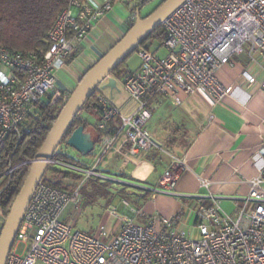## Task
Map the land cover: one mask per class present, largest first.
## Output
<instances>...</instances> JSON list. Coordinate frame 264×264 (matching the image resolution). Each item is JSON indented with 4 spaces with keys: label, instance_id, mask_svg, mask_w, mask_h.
Here are the masks:
<instances>
[{
    "label": "built area",
    "instance_id": "obj_1",
    "mask_svg": "<svg viewBox=\"0 0 264 264\" xmlns=\"http://www.w3.org/2000/svg\"><path fill=\"white\" fill-rule=\"evenodd\" d=\"M113 1L68 0L48 32L44 52L24 56L0 50V152L8 133L17 131L35 104L48 95L52 101L67 100L55 91L54 72L93 24L111 10ZM161 27L164 54L139 49L138 68L120 81L124 93L136 102L132 112L124 116L105 100L100 88L106 79L97 88L96 127L105 136L91 174L123 137L119 147L130 145L125 155L143 156L158 149L170 158L163 173L166 181L154 192L171 193L186 162L147 129L149 107L155 100L180 106L183 97L197 93L219 103L234 89L226 69L242 55L246 66L240 77L253 85L262 74L259 86L264 90V0H186ZM116 116L120 119L117 133L106 135ZM62 145L56 151L70 155ZM258 155V175L247 182L243 207L226 214L214 201L213 206L198 210L188 230L177 227L176 216L154 214L145 223H137L134 215L140 212L123 200L126 213L109 205L102 224L92 233L81 231L72 218L81 208L79 187L69 192L41 179L5 264H264V137ZM49 165L77 174L76 170H83L55 160ZM208 185L206 180L201 182L202 187ZM21 245L23 252L17 254Z\"/></svg>",
    "mask_w": 264,
    "mask_h": 264
},
{
    "label": "crops",
    "instance_id": "obj_2",
    "mask_svg": "<svg viewBox=\"0 0 264 264\" xmlns=\"http://www.w3.org/2000/svg\"><path fill=\"white\" fill-rule=\"evenodd\" d=\"M133 14L129 3L117 1L97 20L84 40L56 68L55 91L68 97L86 71L127 32L134 23ZM235 60L237 62H232L226 69L234 89L219 103L197 93L183 97L180 106H173L167 100H155L149 107L152 124L156 122L153 125L156 141L186 162V168L179 173L171 193L154 192L160 182L166 181L163 173L171 162L164 152L153 149L135 162L131 156L125 155L130 145L119 147L122 142H116L103 157L106 162L102 166L100 163L101 171L127 175L132 178V182H127L138 190L139 198L148 194L140 210L143 223L154 214L176 216L177 227L188 230L198 210L213 206L214 201L226 214H233L243 207L247 182L258 175L261 164L258 151L264 137V90L259 86L263 75L257 76L256 84L248 85L240 77L246 58L242 56ZM103 89L102 94L116 104L123 115L134 110V103L123 92L121 85L118 93H109L107 86ZM82 116L91 127L99 121L96 114L84 113ZM146 127L150 130L148 122ZM90 133L95 138L96 134ZM98 147H94L95 150ZM79 158L84 162H93V165L98 161V158ZM139 163L149 167L146 173L141 172V168L138 170L143 175L142 179L132 176V170L139 167ZM203 180L209 182L208 188L201 186ZM3 222L0 209V230Z\"/></svg>",
    "mask_w": 264,
    "mask_h": 264
},
{
    "label": "trees",
    "instance_id": "obj_3",
    "mask_svg": "<svg viewBox=\"0 0 264 264\" xmlns=\"http://www.w3.org/2000/svg\"><path fill=\"white\" fill-rule=\"evenodd\" d=\"M134 1L136 5L132 9L135 13L137 8H140L150 0ZM67 2L68 0H0V50L4 49L17 52L24 56L34 52L46 51L48 48V32L58 14L66 7ZM159 5H157L154 10ZM146 16L147 15L141 18ZM164 37L165 33L160 25L141 42L134 52H137L139 49L149 51L150 46L154 42L158 43V46H160ZM126 59L110 74L116 78L122 79V75L127 71ZM51 98L52 96L48 95L45 101L35 104L32 111L18 127L17 131H10L5 138L4 146L0 152V209L4 219L28 175L30 169L29 162L34 159L36 152L41 147L51 126L55 122L60 108L66 102V100L64 101L62 99L52 101ZM97 106L98 92L95 90L74 118L61 142L62 144H65L66 139L75 128L83 126L86 131L96 134L95 138H93L95 141L94 147L100 146L105 133L98 130L96 126L91 127L82 116L84 112L86 114H96L99 117ZM119 126L120 119L116 116L110 122L106 135H115ZM122 141L123 137L117 142L121 144ZM129 149L130 146H128V150ZM94 150L95 148L87 157H90ZM77 155L80 156L78 153ZM52 160L84 169L83 164L75 157L61 152L55 151ZM9 170H11V172L7 174ZM46 174H48L49 177H46ZM81 179L82 177L79 174L71 170L56 168L53 165H48L42 177L44 182L69 192L74 191L75 188L71 187L69 184H65L63 181L72 180L79 183ZM102 185L104 188V195L109 196L106 191L109 183L106 182ZM78 190L81 197H83L82 200L94 199L93 195L87 192L84 183L79 186ZM147 197L148 194L145 193L140 199L146 201Z\"/></svg>",
    "mask_w": 264,
    "mask_h": 264
},
{
    "label": "water",
    "instance_id": "obj_4",
    "mask_svg": "<svg viewBox=\"0 0 264 264\" xmlns=\"http://www.w3.org/2000/svg\"><path fill=\"white\" fill-rule=\"evenodd\" d=\"M186 0H165L152 13L144 18L139 16L140 8L135 11V21L123 37L79 80L66 102L62 106L55 122L51 126L44 142L30 161V169L21 189L11 204L0 230V264H5L14 243L18 228L33 193L42 179L52 156L61 144L74 118L83 108L86 100L105 80L109 86L115 85L110 73L123 62L150 33L162 24L164 19L175 11ZM65 144L80 156H87L95 146V141L89 131L78 126L66 139ZM126 213V211H123Z\"/></svg>",
    "mask_w": 264,
    "mask_h": 264
},
{
    "label": "rangeland",
    "instance_id": "obj_5",
    "mask_svg": "<svg viewBox=\"0 0 264 264\" xmlns=\"http://www.w3.org/2000/svg\"><path fill=\"white\" fill-rule=\"evenodd\" d=\"M117 1L129 3L132 8H134V6L136 5L134 0H115L112 2V6H115ZM139 1H141V0H139ZM162 1H164V0H150L147 3L143 4L139 10V16L143 17L145 15H149L150 13H152V11L154 10V8L157 5L162 3ZM158 45H159L158 43L154 42L150 46L149 51L154 52L156 55L160 56V55L164 54V50L162 48H160V46H158ZM242 56L244 57V55H242ZM242 56H240V57H242ZM234 61L237 62V60H234ZM125 63L127 66V69H126L127 71H129V70L132 71V70L137 69L139 64H140L137 52L132 53L126 59ZM126 72H125V74H126ZM110 76H111V74H110ZM123 76L124 75H122V78H123ZM114 77H113V75L111 76V78H113V79H114ZM115 79L117 80L116 77H115ZM108 83H109V79L107 78L100 88L101 94H102V90H104L103 88H105L106 86H107V89L109 90V93L113 94V91H115V93L120 92V90H119L120 85L122 86V83L120 81L118 82V80H117L115 82V85L111 88H109ZM97 92L100 93L99 89H97ZM102 96L111 105L117 107L116 104L110 102L106 98V95L102 94ZM118 110H119V108H118ZM83 114H84V112L82 113V115ZM155 123L152 124L151 118L148 121V128L151 130L152 135L154 134L153 125L155 126ZM163 144L166 147V144L165 143H163ZM65 146H66V149L69 152V154L71 156L77 158V160L83 164L84 169L80 170V171L76 170V172H78V174L82 177V179L79 183H76L72 180H64L63 182L65 184L71 185V187H74L75 189H77L82 183H84V186L86 187L87 192L89 194H92L94 197V199H90V200H86V201L82 200L83 197L81 198L80 211L77 212L76 214H74V216H72V218H75L73 223H74V227L76 229H79V230L84 231V232L92 233L100 224H102L104 222V219H105L104 209H105V207L111 205L119 213H121V214L123 213V211L125 209V207L123 206V200H127L129 202V207L134 209L137 212H140V210L143 209V206L145 205L146 202L139 198L138 192H137L138 190H136L135 187L131 186L127 182V180L132 182V180H131L132 178L129 179V177H127V175L125 176L124 174H114V173H109V172L103 171V170L101 171L100 167L97 168L93 172L94 175H92L91 170L93 168V164H92L93 162L92 163L84 162L82 159L79 158L77 153L71 147L67 146L66 144H65ZM60 147H63L62 143L59 145V148ZM98 156H99V150L96 149V150H94L93 154L90 157L82 156V158L83 159H89L90 158L91 160H93V159H97ZM144 156H146V155H143L142 157H144ZM105 162L106 161H104V159H103L101 162V166L104 165ZM144 164L143 165H140V163L137 164V165H139V167L136 166L132 170V176L133 177L138 178V179H142L143 175H141V173H138V170L141 168L142 169L141 172L146 173L148 171V168H149L148 165H146V164L144 165ZM100 174H101V176H99ZM105 174L110 175L111 177H108ZM46 177H49V175L46 174ZM106 182L109 183V185L106 189L109 196L104 195V188H103L102 184L106 183ZM133 182H135V181H133ZM134 220L138 221L140 223H143L144 219L139 214L138 215L136 214V215H134ZM22 252H23V246L21 245L16 249V253L22 254Z\"/></svg>",
    "mask_w": 264,
    "mask_h": 264
},
{
    "label": "bare ground",
    "instance_id": "obj_6",
    "mask_svg": "<svg viewBox=\"0 0 264 264\" xmlns=\"http://www.w3.org/2000/svg\"><path fill=\"white\" fill-rule=\"evenodd\" d=\"M124 92V91H123ZM133 103H134V105L136 106V102L133 100V99H131V98H129ZM124 116H127V115H124ZM109 152V151H108ZM141 156H142V154H138V156H131L132 158H133V160L135 161V162H138L140 159H141Z\"/></svg>",
    "mask_w": 264,
    "mask_h": 264
}]
</instances>
